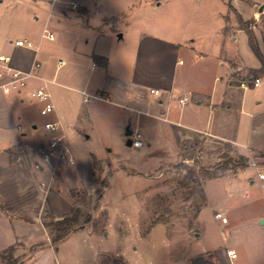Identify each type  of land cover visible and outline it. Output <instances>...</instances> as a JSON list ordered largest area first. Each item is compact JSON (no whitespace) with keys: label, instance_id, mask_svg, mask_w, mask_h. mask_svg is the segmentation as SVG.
Segmentation results:
<instances>
[{"label":"crops","instance_id":"0c3cea01","mask_svg":"<svg viewBox=\"0 0 264 264\" xmlns=\"http://www.w3.org/2000/svg\"><path fill=\"white\" fill-rule=\"evenodd\" d=\"M191 1L197 2L198 9L181 12L191 24L178 31L143 33L129 53L126 73L112 70L111 54L92 50L90 69L97 77V85L87 92L86 83L77 91L98 100L113 97L120 108L132 114L124 123V145L126 128L137 130L143 136V146L131 148L139 151L146 146L145 156H163L160 163L170 166L183 162L186 167L195 168L197 160L201 166L211 167L220 161L226 148L245 157L264 154V81L253 86L256 77L264 76V68L250 47L247 31L240 25L249 23L264 57V0ZM66 2L72 16L83 17L97 3L0 0V54L10 56L14 68L40 76L35 63L39 62L41 68L43 58L49 60L52 54L42 48L41 40L33 38L31 18L39 20L33 5L42 11L49 7V14L56 8L61 16L66 9L62 4ZM85 22L90 26L88 17ZM15 40H27L33 46H15ZM94 56L106 58V66L96 65ZM65 63L61 58L56 68ZM242 81L250 86L242 88ZM25 86L26 83L8 93L0 89V264H7L6 254L13 264H60L56 254L49 252L52 248L57 250V246L44 222L70 215L75 203L69 193L83 184L77 183L78 167L71 171L65 162L58 164L53 177L48 167L46 172L40 149L46 144L48 133L44 129L37 132L36 118L22 110ZM50 102L68 144L76 121L64 114L54 100ZM28 124L35 131L30 136L25 131ZM170 155L174 158L165 160ZM90 171L92 174L93 162ZM216 212L226 216L224 210ZM242 244L236 240L209 247L208 256H199L195 264H264V249L262 259L255 260L249 254L240 261L237 251ZM228 251H234L235 257Z\"/></svg>","mask_w":264,"mask_h":264},{"label":"rangeland","instance_id":"374dc122","mask_svg":"<svg viewBox=\"0 0 264 264\" xmlns=\"http://www.w3.org/2000/svg\"><path fill=\"white\" fill-rule=\"evenodd\" d=\"M92 1L97 3L87 15L90 26L86 25L87 17L72 16L67 2L62 4L66 9L61 16L56 8L52 14L49 7L42 11L33 5L32 9L39 18H31L33 38L41 40L42 48L51 50L52 57H42L41 68H35L41 77L25 80L21 107L36 118L37 132L44 129L45 121L55 120V108L42 116V103L30 101V91L44 86L51 101L75 119L76 127L68 136L75 164L69 168L75 172L78 167L77 183L83 184L69 193L81 226L56 242L57 250L48 248L49 252L56 254L60 264H195L199 256H208L211 250L207 248L241 240L237 251L240 261L249 254L255 260L262 259L264 188L251 161L264 171V157L252 153L247 157V167L237 171L208 170L210 167L201 166L197 160L195 168L183 162L170 166L160 163L163 156H145L146 146L137 151L134 149L139 148L124 145V123L132 114L120 108L113 97L104 101L77 91L86 83L87 92L97 85L90 69L92 50L111 54L112 70L125 72L130 67L129 53L143 33L183 29L191 21L186 22L181 12L198 9L197 2ZM76 13L81 14L78 9ZM44 30L52 32L54 39L43 37ZM61 58L66 63L56 68ZM25 131L28 136L35 132L30 124ZM225 152L233 158L239 156L233 148ZM173 158L170 155L165 160ZM241 170V176L235 178ZM195 180L202 184L207 202ZM217 209L226 212L228 223L215 220ZM5 256L13 262L8 254Z\"/></svg>","mask_w":264,"mask_h":264},{"label":"built area","instance_id":"2783aa9c","mask_svg":"<svg viewBox=\"0 0 264 264\" xmlns=\"http://www.w3.org/2000/svg\"><path fill=\"white\" fill-rule=\"evenodd\" d=\"M72 6L75 7V4L72 3ZM43 37L52 40L54 39V34L44 30ZM13 44L15 46L27 48H31L33 46L32 43L27 40H15ZM10 62V56L0 54V89L5 93H8L13 88L23 85L28 77L36 76L32 71L25 72L14 68ZM39 66L40 63L36 62L35 67ZM262 81H264V76L256 77L253 81V86H259ZM249 86V82H241L242 88L247 89ZM33 100L42 103V106L39 109V113L42 116L51 113L54 109L53 104L50 102V93L44 86H39L38 88L30 91V101ZM184 100L185 99H180V102H184ZM43 128L48 133V138L46 144L40 149V160L43 166H47L50 169L53 177L60 162L73 165L75 163V159L68 147L67 138L62 132V125L59 121H45ZM130 139L131 147L140 148L143 146V136L139 131L133 130L130 135ZM251 167L256 172V177L260 181L261 186L264 188V171L259 168L255 161H251ZM43 184L44 183H41V185ZM214 218L220 220L222 223L227 222L226 216H224L221 212H216L214 214ZM228 254L231 257H235L234 251H228Z\"/></svg>","mask_w":264,"mask_h":264},{"label":"trees","instance_id":"16d2710c","mask_svg":"<svg viewBox=\"0 0 264 264\" xmlns=\"http://www.w3.org/2000/svg\"><path fill=\"white\" fill-rule=\"evenodd\" d=\"M240 25L247 31L248 34V40L250 47L252 48L253 52L257 55V57L260 59L262 63V67L264 68V57L261 56L258 47L256 45L254 36L252 31L249 28V23H243L240 22ZM93 60L96 65L105 67L107 64V59L104 57L94 56ZM261 157H264V154H260ZM222 160H220L218 163H216L214 166H211L208 170H232L237 171L239 169H244L247 167V161L248 158L245 156L239 155L237 158H233L228 153L224 152L221 156ZM190 176H193L194 173H189ZM215 176L210 175L209 178H214ZM197 183L198 188H200L201 197L203 201H206V195L202 188V184L199 180H195ZM47 216H45L46 218ZM78 218H79V211L74 209L72 210L71 214L64 217L61 220L55 221V222H44L45 226L50 230L51 234V240L53 243L58 242L59 240L66 237L70 232L75 230L81 225H78ZM7 264H13L9 260H7Z\"/></svg>","mask_w":264,"mask_h":264},{"label":"water","instance_id":"95a60500","mask_svg":"<svg viewBox=\"0 0 264 264\" xmlns=\"http://www.w3.org/2000/svg\"><path fill=\"white\" fill-rule=\"evenodd\" d=\"M118 37H121V34H118ZM132 131L127 128L126 129V132H125V144L128 146V147H131V139H130V135H131ZM262 223V221H261Z\"/></svg>","mask_w":264,"mask_h":264}]
</instances>
